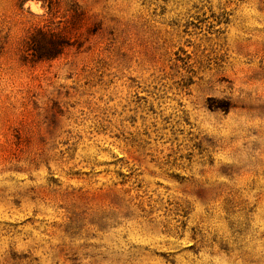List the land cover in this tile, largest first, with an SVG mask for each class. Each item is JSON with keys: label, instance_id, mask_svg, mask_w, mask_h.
Here are the masks:
<instances>
[{"label": "rangeland", "instance_id": "obj_1", "mask_svg": "<svg viewBox=\"0 0 264 264\" xmlns=\"http://www.w3.org/2000/svg\"><path fill=\"white\" fill-rule=\"evenodd\" d=\"M52 1L0 0V264H264V0Z\"/></svg>", "mask_w": 264, "mask_h": 264}, {"label": "trees", "instance_id": "obj_2", "mask_svg": "<svg viewBox=\"0 0 264 264\" xmlns=\"http://www.w3.org/2000/svg\"><path fill=\"white\" fill-rule=\"evenodd\" d=\"M49 2V7L51 8L53 1L49 0ZM71 12L75 21V18L77 17V9L73 7ZM38 35H42L49 42V46L45 49L38 46ZM69 45L70 42H68L66 35L61 31H56L53 29L44 30L43 28H38L35 33L31 34L30 40H27L26 42L23 60L40 61L44 59H51L60 55Z\"/></svg>", "mask_w": 264, "mask_h": 264}]
</instances>
